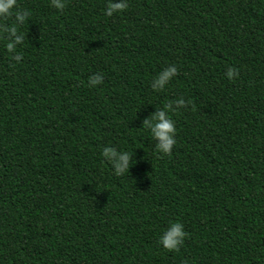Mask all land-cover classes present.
<instances>
[{
  "label": "trees",
  "instance_id": "1",
  "mask_svg": "<svg viewBox=\"0 0 264 264\" xmlns=\"http://www.w3.org/2000/svg\"><path fill=\"white\" fill-rule=\"evenodd\" d=\"M61 2L0 17V264H264V0ZM167 102L161 154L141 125ZM172 221L176 251L158 242Z\"/></svg>",
  "mask_w": 264,
  "mask_h": 264
},
{
  "label": "clouds",
  "instance_id": "2",
  "mask_svg": "<svg viewBox=\"0 0 264 264\" xmlns=\"http://www.w3.org/2000/svg\"><path fill=\"white\" fill-rule=\"evenodd\" d=\"M16 0H0V17L10 15L14 9ZM52 4L55 8L60 9L64 7V3L61 0H52ZM126 0H108V3L104 10L105 16H112L114 12L123 10L126 7ZM27 16V12H15L16 22L23 23ZM13 37L11 42L8 43L7 47L12 49L18 42L22 40V37L16 35V26L10 25L5 26L3 29ZM15 60H20V55L17 53L14 57ZM177 74V66L175 64H168L162 72L157 75L152 82L153 91H161L164 89L166 83H168ZM238 75V69L229 66L224 73V76L231 80L234 76ZM101 82V79L97 75L90 76L88 78V85L90 87L96 86ZM186 101L184 99H179L175 101L177 105H184ZM176 108L172 107V102L165 103L161 108H157L156 111L149 118H145L142 121L144 128L149 130L152 139H157L158 142L155 144V150L161 154H169L171 147L176 143L175 134L176 128L175 123L171 116L170 111L174 112ZM101 156L109 158V163L114 169L115 176H121L127 173L130 166V156L129 151L120 150L118 151L113 146H104L101 150ZM186 233L182 230V224L178 221H172L168 224L158 237V242L160 245L171 251L178 250L179 246L183 243V239Z\"/></svg>",
  "mask_w": 264,
  "mask_h": 264
}]
</instances>
